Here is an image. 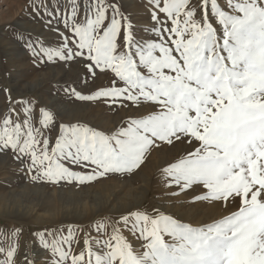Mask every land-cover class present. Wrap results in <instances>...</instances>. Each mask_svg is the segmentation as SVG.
Segmentation results:
<instances>
[{
	"label": "snow or ice",
	"instance_id": "6c2138e0",
	"mask_svg": "<svg viewBox=\"0 0 264 264\" xmlns=\"http://www.w3.org/2000/svg\"><path fill=\"white\" fill-rule=\"evenodd\" d=\"M151 5L155 39L137 38L120 0H83L80 20V0H67V34L53 29L56 47L18 33L34 61L80 59L93 77L97 70L108 76L109 85L90 95L73 89L77 100L103 99L138 114L105 133L80 124L57 126L53 108L37 110L34 101H21L18 112L9 99L0 118V152L26 159L33 181L82 185L109 174L131 175L152 151L179 145L178 156L160 169L162 187L172 197L198 187L202 192L190 203L228 211L193 225L159 207L128 210L96 223L95 237L85 232L79 252L71 225L67 234L35 233L36 246L47 253L43 264H264V0ZM31 7L44 17L60 16L58 0L54 6L34 0ZM57 128L53 143L50 133ZM19 236V229L0 235L2 264H17ZM23 264H39V257L25 252Z\"/></svg>",
	"mask_w": 264,
	"mask_h": 264
},
{
	"label": "rangeland",
	"instance_id": "374dc122",
	"mask_svg": "<svg viewBox=\"0 0 264 264\" xmlns=\"http://www.w3.org/2000/svg\"><path fill=\"white\" fill-rule=\"evenodd\" d=\"M58 2L61 9L57 19L35 12L31 7L34 0H0V118L9 110V99L13 102L12 107H17V102L34 101L37 110L45 105L53 108L57 126L60 123L80 124L110 133L121 126L123 120L137 115L138 110L131 106H110L103 99L81 101L71 94L74 89L82 95H90L107 87L108 76L101 75L97 70L93 77L84 67L86 62L80 59L70 62H48L46 58L42 63L34 61L25 42L17 39V34L23 33L25 40L39 39L45 46H58L57 32L53 29L67 34L64 20L70 13V9L65 7L67 0ZM120 2L123 5L122 11L132 19L137 38L155 39L150 34L153 26L151 0ZM198 2L199 0H192L193 4ZM220 2L223 4V0ZM50 3L54 6L57 0H50ZM80 3L78 20L85 16L83 0ZM47 19H52V25L46 24ZM99 75L102 78L105 76L106 80L101 85H96L94 80ZM65 88L68 89L67 92L64 91ZM5 89L8 91L5 92ZM63 110L65 114L61 112ZM17 111L21 112L22 106L17 107ZM57 135L58 128L50 133L53 143ZM179 153V145H163L151 152L140 171L136 170L131 175L109 174L105 178L80 185L64 181L58 184L33 181L28 174L26 159L22 162L10 150L0 152V235L19 229L17 264H23L24 253L28 251L35 252L39 257V264H43L47 253L36 246L35 233L63 229L64 234H67V227L71 225L81 241L79 246H73L79 252L83 247L85 232L95 237L93 226L96 223L106 218L117 219L128 210L159 207L193 225L211 223L226 214H220L223 208L216 204L190 203L194 195L201 194L202 189L198 187L178 197H172L170 190L162 187L160 169L173 162ZM66 166L73 171H86L70 164ZM153 185L155 190L148 191L147 187ZM208 209L213 211L211 217L207 214ZM124 234L134 247L139 248V241L135 237L127 232ZM2 261L3 256H0V264Z\"/></svg>",
	"mask_w": 264,
	"mask_h": 264
},
{
	"label": "bare ground",
	"instance_id": "6f19581e",
	"mask_svg": "<svg viewBox=\"0 0 264 264\" xmlns=\"http://www.w3.org/2000/svg\"><path fill=\"white\" fill-rule=\"evenodd\" d=\"M61 71V70H60ZM59 73H61V72H59ZM58 75V74H57ZM102 75V74H101ZM105 76H103V78H102V76L100 77V75L99 76H97V78L94 80V82L96 83V85H101L102 83V81H104V79L106 80V78H104ZM108 80V79H107ZM105 82V81H104ZM133 109V108H132ZM75 111V110H74ZM79 111V110H78ZM63 114H65L66 112L63 110V111H61ZM126 112V111H125ZM72 113V112H71ZM70 114V113H69ZM123 115V114H122ZM119 117V116H118ZM164 150V149H163ZM176 151H179V148H176L175 149ZM165 153V152H164ZM160 155V154H159ZM148 158V157H147ZM159 164V163H158ZM143 169H145V168H143ZM147 169H149V168H147ZM140 170H142L141 169V167L138 169V171H140ZM146 171V170H145ZM144 171V172H145ZM148 171V170H147ZM143 172V171H142ZM140 173V172H139ZM155 185H153V186H149V187H147V190L148 191H154L155 190ZM195 194V193H194ZM228 210H225V209H221L220 210V214H223V213H226ZM207 214H209V216L211 217L212 215H213V211L212 210H207ZM201 223V222H200Z\"/></svg>",
	"mask_w": 264,
	"mask_h": 264
}]
</instances>
